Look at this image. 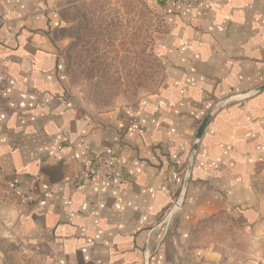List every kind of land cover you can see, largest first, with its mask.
Listing matches in <instances>:
<instances>
[{
  "label": "crops",
  "instance_id": "crops-1",
  "mask_svg": "<svg viewBox=\"0 0 264 264\" xmlns=\"http://www.w3.org/2000/svg\"><path fill=\"white\" fill-rule=\"evenodd\" d=\"M56 2L0 0V167L21 200L18 264H264V0L166 1L161 82L106 111L65 87ZM102 155L117 160L108 180Z\"/></svg>",
  "mask_w": 264,
  "mask_h": 264
},
{
  "label": "rangeland",
  "instance_id": "rangeland-1",
  "mask_svg": "<svg viewBox=\"0 0 264 264\" xmlns=\"http://www.w3.org/2000/svg\"><path fill=\"white\" fill-rule=\"evenodd\" d=\"M60 71L71 96L93 111L131 106L161 82L162 64L153 54L163 28L156 0H57ZM255 187L264 201V164ZM21 200L0 167V256L6 264L22 257L13 238ZM264 252V239L256 241Z\"/></svg>",
  "mask_w": 264,
  "mask_h": 264
},
{
  "label": "built area",
  "instance_id": "built-area-1",
  "mask_svg": "<svg viewBox=\"0 0 264 264\" xmlns=\"http://www.w3.org/2000/svg\"><path fill=\"white\" fill-rule=\"evenodd\" d=\"M166 1H172V0H165ZM188 6H198L201 4L210 3L215 0H173ZM98 168L96 170V173L99 174L104 179H111L117 169V160L112 155H102L98 159Z\"/></svg>",
  "mask_w": 264,
  "mask_h": 264
},
{
  "label": "water",
  "instance_id": "water-1",
  "mask_svg": "<svg viewBox=\"0 0 264 264\" xmlns=\"http://www.w3.org/2000/svg\"><path fill=\"white\" fill-rule=\"evenodd\" d=\"M156 3L159 4L161 7H163L166 2H165V0H156ZM263 89H264V84L258 90L261 91ZM221 105H222V103H220V104L216 105L214 108H212L210 110V112L206 115V117L203 119L201 125L199 126V129H198V131H197V133L195 135L190 161H189V163L187 165V168H186L184 184H183L184 185L183 190H185L186 187H187L188 180H189V177H190V171H191V168H192V165H193V161L195 159V155H196V152H197V149H198V146H199L200 139H201V137L203 135V132H204L206 126L208 125V123L210 122V120L212 119L213 115L219 109V107ZM183 190H182V194H181V197H180L181 199H183V197H184ZM146 264H149L148 261H146Z\"/></svg>",
  "mask_w": 264,
  "mask_h": 264
}]
</instances>
